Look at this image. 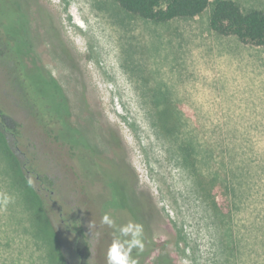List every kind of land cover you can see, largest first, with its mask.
<instances>
[{
  "label": "rangeland",
  "instance_id": "obj_1",
  "mask_svg": "<svg viewBox=\"0 0 264 264\" xmlns=\"http://www.w3.org/2000/svg\"><path fill=\"white\" fill-rule=\"evenodd\" d=\"M209 11L157 24L113 0H0V106L19 126L0 133V264H76L74 216L95 264L128 222L137 264L160 246L172 264H264V59Z\"/></svg>",
  "mask_w": 264,
  "mask_h": 264
},
{
  "label": "trees",
  "instance_id": "obj_2",
  "mask_svg": "<svg viewBox=\"0 0 264 264\" xmlns=\"http://www.w3.org/2000/svg\"><path fill=\"white\" fill-rule=\"evenodd\" d=\"M113 1H115L117 5L126 13L144 21H150L157 24H164L177 19H192L201 15L208 8V6H210L208 25L211 31L223 37H235L242 44L259 47L262 51L264 59V10L251 9L243 11L233 0H214L211 3L210 0ZM27 48L28 46L26 45V49ZM19 64L22 65L20 61ZM51 81H54V79ZM22 90L25 94H27L29 88L24 86L22 87ZM57 107V120H60V118H62V116L64 117V115H68L66 113L60 114V111L65 107V105H58ZM18 127L17 122L0 106V133L7 134L16 140L17 136H19ZM81 141V144L87 150L91 149L88 144H86L83 140ZM69 144L73 146V148L76 146L74 143ZM14 145H16V143ZM86 149L82 148L83 151ZM16 154L15 156L17 157ZM20 164L21 168L26 170V178L31 176L35 180L41 181L43 185L51 186V179L46 175H41L37 170L38 166L35 163L32 165L27 161H22ZM48 181L49 184L47 183ZM39 199L42 204L41 208L44 213L48 215V209L45 204L46 202L40 197ZM60 222L62 223L63 230L70 236L74 237L73 253L76 256V264H95L96 262L93 261V252L89 244L90 240L88 239L85 228L80 222L78 216H74V219L61 217ZM53 232L57 236H60L55 230H53ZM152 246L156 248L157 245L152 244ZM163 250L164 246H160L159 253L154 258L153 264H172L168 256L163 253ZM62 264H66L64 259L62 260Z\"/></svg>",
  "mask_w": 264,
  "mask_h": 264
},
{
  "label": "clouds",
  "instance_id": "obj_3",
  "mask_svg": "<svg viewBox=\"0 0 264 264\" xmlns=\"http://www.w3.org/2000/svg\"><path fill=\"white\" fill-rule=\"evenodd\" d=\"M27 185L34 187L35 179L31 176L27 178ZM14 202V197L7 192L0 191V210H6L9 204ZM101 223L107 225L109 228L115 227V222L107 214L101 218ZM95 225L93 222L89 223L88 228L91 229ZM118 236H115L112 243L107 250V264H137L132 259L130 253L133 248L143 250V243L141 240L142 226L134 222H128L118 228ZM97 237L99 233L96 234ZM126 238V239H121Z\"/></svg>",
  "mask_w": 264,
  "mask_h": 264
},
{
  "label": "bare ground",
  "instance_id": "obj_4",
  "mask_svg": "<svg viewBox=\"0 0 264 264\" xmlns=\"http://www.w3.org/2000/svg\"><path fill=\"white\" fill-rule=\"evenodd\" d=\"M79 26V25H78ZM82 28V27H81ZM97 28V27H96ZM86 29V28H85ZM83 30V29H82Z\"/></svg>",
  "mask_w": 264,
  "mask_h": 264
},
{
  "label": "flooded vegetation",
  "instance_id": "obj_5",
  "mask_svg": "<svg viewBox=\"0 0 264 264\" xmlns=\"http://www.w3.org/2000/svg\"><path fill=\"white\" fill-rule=\"evenodd\" d=\"M75 147L77 148V145Z\"/></svg>",
  "mask_w": 264,
  "mask_h": 264
}]
</instances>
